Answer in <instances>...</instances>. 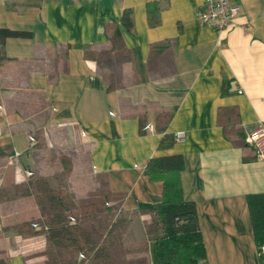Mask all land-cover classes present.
Returning a JSON list of instances; mask_svg holds the SVG:
<instances>
[{
	"label": "crops",
	"instance_id": "1",
	"mask_svg": "<svg viewBox=\"0 0 264 264\" xmlns=\"http://www.w3.org/2000/svg\"><path fill=\"white\" fill-rule=\"evenodd\" d=\"M233 1L241 12L220 32L198 22L205 0H0V28L32 33L8 39L0 61V255L9 264H48L45 235L21 226L42 219L34 182L58 187L63 155L77 203L81 180L88 196L126 195L130 209L162 200L150 160L184 156L183 193L196 203L206 264H263L247 198L264 194V159L245 139L264 126V0ZM179 133L160 148L164 134ZM121 224L114 233L81 225L87 240L117 244L77 264H137L121 245L140 244L144 230Z\"/></svg>",
	"mask_w": 264,
	"mask_h": 264
},
{
	"label": "trees",
	"instance_id": "2",
	"mask_svg": "<svg viewBox=\"0 0 264 264\" xmlns=\"http://www.w3.org/2000/svg\"><path fill=\"white\" fill-rule=\"evenodd\" d=\"M150 13V16H152V12ZM122 23L129 31L133 30L134 20L132 12L126 11L124 13ZM31 37L32 33L29 31L0 28V61L6 58L3 48L8 39H29ZM230 84L231 81L224 80L223 96L232 93ZM233 111L235 112V110ZM224 113L226 116L227 114L231 115V111L225 110L220 112V118ZM221 121L220 119V123ZM175 138L176 136L174 135L164 134L160 148L172 147L175 143ZM184 168L185 160L182 155L154 158L145 167L146 175L152 180L163 183V197L159 203H140L138 206L141 211L153 213L164 230V234L153 242L152 258L154 264H206L207 261L206 247L200 228L196 203L185 199L183 193L180 174ZM40 181L35 183V185H38L35 196L39 199L42 210L45 211L46 207L51 205L52 199L59 203L60 208L54 211L51 209L47 210L51 213L47 219L23 224L21 229H24L26 233H31L32 230L30 229L33 228L36 230H33L34 234L42 233L45 235L47 239L45 253L48 258V264H77L76 259L81 253L85 258L88 257V251H91L92 248L104 250L109 246V243L113 245L111 243L112 239L106 240L107 244L100 246L87 240L85 236L89 232L83 229L81 224L89 225L91 223L78 222L71 226L70 223L72 222L66 216L70 210L68 204L64 201L63 189L59 187L62 193L58 188L52 189L47 181ZM64 186L69 189L68 184ZM247 199L255 243L259 253H262L264 248V194L250 195ZM62 212L65 214L64 219L62 218ZM94 216L98 219L100 217L99 215ZM96 224L104 228L103 233L108 228H113L110 233H114V225L119 223L98 221ZM0 256V264H9L7 257Z\"/></svg>",
	"mask_w": 264,
	"mask_h": 264
},
{
	"label": "rangeland",
	"instance_id": "3",
	"mask_svg": "<svg viewBox=\"0 0 264 264\" xmlns=\"http://www.w3.org/2000/svg\"><path fill=\"white\" fill-rule=\"evenodd\" d=\"M61 160L64 166L63 167L64 172L59 177L58 187H55V188H58L60 192H62L60 188H62L64 191V194L62 195H63L64 201H66V203L68 204L69 210H70L69 213L66 214L67 218L74 224H77L78 222L95 224L98 221H103L107 223L117 222L119 224L131 223L134 221L141 223V227L144 230V240L140 244L135 245V246H132L133 243H127V244L123 243L121 246L123 247L124 253L127 252L126 253L127 256L131 255V256L139 257L137 264H154L153 258H152L153 242L155 241L156 238H159L164 234L162 225L158 221L157 217L151 212L141 211L138 207H134L132 209L126 208L125 204H128V201H127L128 196L126 195H122L121 198L118 199L116 197L109 196L108 194H105L104 192H101L100 194H98L99 190H97L96 192H92V195L90 194L91 196H88L87 194V191L89 188L88 184H85L81 180L78 181V183H76V181L75 183L71 181L72 183L75 184L76 188L79 187L78 190L80 191L82 196L83 194H86V198L81 197L83 198L84 201L81 203L80 202L77 203L73 195L70 194L71 192L69 191V189H67V187L64 186L66 185L64 183L65 182L64 179H66V176L71 171L72 162H70L71 160L69 159L68 156H64V155L61 156ZM36 180H37L36 182H39L42 179L38 178ZM35 186L37 190L38 185H35ZM93 186L94 185H92V187ZM35 201L39 205V208L41 209L43 213L42 219H47L51 215L50 211H47V210L51 209L52 211H54V210H57V208H60L59 203H57L56 200L52 199L51 205L49 207H46L44 211L42 210L41 204L39 203V199L35 198ZM102 209H104L105 211L107 210L108 213L107 212L104 213L102 211V213L99 214V210L101 211ZM94 215H99L100 216L99 219ZM62 218L63 219L65 218V214L63 212H62ZM62 218L61 220L63 221ZM76 218L78 219L76 220ZM116 240L112 242L115 245L117 244Z\"/></svg>",
	"mask_w": 264,
	"mask_h": 264
},
{
	"label": "built area",
	"instance_id": "4",
	"mask_svg": "<svg viewBox=\"0 0 264 264\" xmlns=\"http://www.w3.org/2000/svg\"><path fill=\"white\" fill-rule=\"evenodd\" d=\"M240 12L241 6L233 0H205L203 7L198 11L197 19L203 28H212L223 32L234 27ZM149 130L153 132V127H150ZM183 138L184 134L179 133L176 135L175 142H180ZM32 143L36 144V140H33ZM245 143L255 150L259 159H264V126L260 125L253 133L249 134ZM28 176L32 177L33 175L28 174ZM260 256L264 263V248Z\"/></svg>",
	"mask_w": 264,
	"mask_h": 264
}]
</instances>
